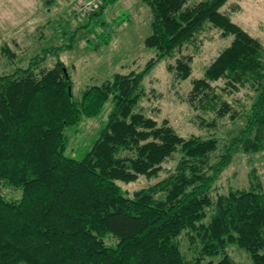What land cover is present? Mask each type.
Segmentation results:
<instances>
[{
	"label": "trees",
	"instance_id": "obj_1",
	"mask_svg": "<svg viewBox=\"0 0 264 264\" xmlns=\"http://www.w3.org/2000/svg\"><path fill=\"white\" fill-rule=\"evenodd\" d=\"M116 1L74 14L91 19ZM141 1L151 14L143 43L155 51L142 71L115 73L74 98L59 58L73 47V34L67 45L0 74V189L20 191L16 200L0 192V264H234L232 246L264 264V191L254 172L247 188L210 196L236 152L264 151V47L221 12L229 0ZM206 27L232 40L191 81L187 101L195 111L243 122L218 154L216 138L181 136L137 110L141 82L160 60L174 61L166 70L177 81L191 77ZM0 55L15 58L6 44ZM49 57L56 58L51 68L43 65ZM243 88L255 95L238 112L225 96ZM107 106L91 147L80 159L67 156V131ZM140 177L156 182L132 194L121 187Z\"/></svg>",
	"mask_w": 264,
	"mask_h": 264
},
{
	"label": "rangeland",
	"instance_id": "obj_2",
	"mask_svg": "<svg viewBox=\"0 0 264 264\" xmlns=\"http://www.w3.org/2000/svg\"><path fill=\"white\" fill-rule=\"evenodd\" d=\"M20 1L23 0H17L18 4ZM45 1L36 0L39 12L33 9L26 13V16L30 14L29 16L33 17L31 20L30 17L23 20L24 16H18L20 23L9 24L5 21L6 25H0V48L6 44L15 53L13 62L0 55V74L25 68L27 61L41 50L50 46L67 45L74 34L73 47L62 50L59 58L72 80V95L78 98L86 86L99 85L115 73L142 71L148 60L155 56V51L146 48L143 43L150 34L151 14L141 0H117L106 5L100 16L91 19H88L89 15L82 17L75 14L80 13L78 6L84 3L83 1L95 0H52L48 6H45L47 5ZM201 1L203 0H189L186 6ZM221 12L228 15L233 23L251 37L258 39L264 47V0H229ZM0 16L10 19L5 15ZM86 24V27H82ZM108 35L109 42L103 43ZM2 36H7L9 40ZM231 40L230 36L220 37L217 29L206 27L199 36L200 44L198 52L194 55L192 75L184 81H177L174 75L166 70L167 63H174L173 60H160L141 82L144 96L137 110L158 122L168 121L181 136L216 138L217 154L221 152L226 140L232 138L242 128V120L233 122L228 117L220 119L213 113L195 111L189 105L187 97L191 81L202 76L203 69L230 44ZM190 51L191 47L185 53ZM55 61V57H49L43 65L51 68ZM216 85L223 87V82L220 81ZM254 95L249 88H243L225 96V99L232 103L235 111L241 112L244 109L241 106L247 109ZM108 109L109 106L106 112L97 118L85 119L81 125L67 131L70 138L67 156L80 159L91 147L106 122ZM212 122L215 126L211 124ZM252 172L262 184L264 191V151L248 154L236 152L230 165L216 180L210 196L215 198L216 195L225 194L229 190L247 188ZM155 182L156 179L140 177L129 185L121 184V187L132 194ZM0 192L10 200L20 198L19 190L2 187ZM181 247L186 258L192 259L193 254L188 250L185 240L181 241ZM228 254L234 264H251L248 256L235 246L228 249ZM213 260L217 261L218 258Z\"/></svg>",
	"mask_w": 264,
	"mask_h": 264
},
{
	"label": "crops",
	"instance_id": "obj_3",
	"mask_svg": "<svg viewBox=\"0 0 264 264\" xmlns=\"http://www.w3.org/2000/svg\"><path fill=\"white\" fill-rule=\"evenodd\" d=\"M9 2V3H8ZM38 2V1H37ZM36 0H23L22 2L20 1L19 4L17 0H0V15H5L8 16L10 19H6V17H1L0 16V25H6L5 21H7L9 24H18L20 23V20L18 19V16H24V19L31 20L33 17L31 16H26V13H30V11H36L39 12V7L36 4ZM9 7V8H7ZM20 9V10H19ZM12 16V17H10ZM28 20V21H29ZM1 31V29H0ZM3 37V36H2ZM5 40H9L7 36L3 37Z\"/></svg>",
	"mask_w": 264,
	"mask_h": 264
},
{
	"label": "built area",
	"instance_id": "obj_4",
	"mask_svg": "<svg viewBox=\"0 0 264 264\" xmlns=\"http://www.w3.org/2000/svg\"><path fill=\"white\" fill-rule=\"evenodd\" d=\"M83 2L84 3H82L78 6V8L81 10L80 12H82V13H89L99 3V1L96 2V0L95 1H83ZM84 9H86L87 11H84Z\"/></svg>",
	"mask_w": 264,
	"mask_h": 264
}]
</instances>
